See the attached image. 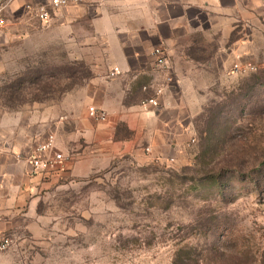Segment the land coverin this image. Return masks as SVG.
<instances>
[{
  "label": "rangeland",
  "instance_id": "obj_1",
  "mask_svg": "<svg viewBox=\"0 0 264 264\" xmlns=\"http://www.w3.org/2000/svg\"><path fill=\"white\" fill-rule=\"evenodd\" d=\"M8 3L0 133L53 136L68 169L32 178L0 264H264V45L246 74L213 45L210 75L182 86L154 62L112 84L100 46L61 29L63 11L47 25ZM158 88L160 105H145ZM108 98L107 119L92 118Z\"/></svg>",
  "mask_w": 264,
  "mask_h": 264
},
{
  "label": "crops",
  "instance_id": "obj_2",
  "mask_svg": "<svg viewBox=\"0 0 264 264\" xmlns=\"http://www.w3.org/2000/svg\"><path fill=\"white\" fill-rule=\"evenodd\" d=\"M9 1L4 9L25 13L26 3L48 0ZM62 13L60 26L66 34L72 30L81 44L100 46L107 72L115 66L122 70L111 79L112 84L119 77L135 75L143 79L145 73L154 72L157 68L152 62L159 67L153 56L157 47L165 49L171 66L168 72L182 86L197 71L210 75L201 54L214 52L211 46H217L216 60L225 53V58L228 54L235 61H251L258 47L264 45V0H82ZM54 19L43 24H51ZM148 62L152 68L146 66ZM114 101L120 103V98L115 97ZM114 101L101 100L99 106L110 109ZM173 103L174 107L183 106L181 102ZM122 106L134 109L137 105ZM161 119L164 127L167 121ZM180 122L178 119L176 125ZM175 135L171 133V137ZM44 141L45 137L36 138L34 144L33 138L21 140L0 133V238L13 227L19 209L26 205L32 178H55L68 169L65 166L32 173L29 156ZM56 147L62 151L58 143Z\"/></svg>",
  "mask_w": 264,
  "mask_h": 264
},
{
  "label": "built area",
  "instance_id": "obj_3",
  "mask_svg": "<svg viewBox=\"0 0 264 264\" xmlns=\"http://www.w3.org/2000/svg\"><path fill=\"white\" fill-rule=\"evenodd\" d=\"M82 0H48L45 3H32L28 2L25 4V10L31 14L33 17L37 18L43 23H49L54 19L60 12L65 8L77 5ZM5 18L0 16V28L6 24ZM153 56H155V62L159 67L170 68V60L165 49L162 47H157L153 51ZM256 68L252 61H243L238 59L234 62L229 72L231 74H246L254 71ZM122 73V70L115 66L110 70V76L115 77ZM169 80V79H168ZM148 85H144V89H148ZM163 89H156V96L150 97L144 101L145 105H152L157 107L160 105V94H162ZM89 114L92 118L98 121H104L107 119V111L97 105H91L89 107ZM42 156V153H46ZM30 162L32 164V173L38 172H51L56 169H64L66 166V160L68 157L60 150L57 149L54 142L53 136H49L46 141L39 143L33 152L29 156ZM13 243V238L6 234L0 238V252L8 249Z\"/></svg>",
  "mask_w": 264,
  "mask_h": 264
},
{
  "label": "water",
  "instance_id": "obj_4",
  "mask_svg": "<svg viewBox=\"0 0 264 264\" xmlns=\"http://www.w3.org/2000/svg\"><path fill=\"white\" fill-rule=\"evenodd\" d=\"M3 0H0V3L2 2Z\"/></svg>",
  "mask_w": 264,
  "mask_h": 264
}]
</instances>
